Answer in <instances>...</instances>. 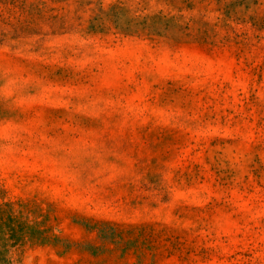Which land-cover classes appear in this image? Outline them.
<instances>
[{
	"label": "rangeland",
	"instance_id": "rangeland-1",
	"mask_svg": "<svg viewBox=\"0 0 264 264\" xmlns=\"http://www.w3.org/2000/svg\"><path fill=\"white\" fill-rule=\"evenodd\" d=\"M0 264H264V0H0Z\"/></svg>",
	"mask_w": 264,
	"mask_h": 264
}]
</instances>
